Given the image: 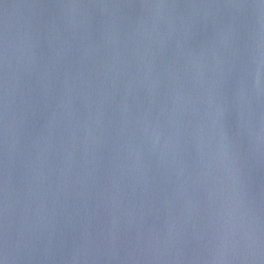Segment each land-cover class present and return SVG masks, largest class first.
<instances>
[{
    "label": "water",
    "instance_id": "obj_1",
    "mask_svg": "<svg viewBox=\"0 0 264 264\" xmlns=\"http://www.w3.org/2000/svg\"><path fill=\"white\" fill-rule=\"evenodd\" d=\"M0 264H264V0H0Z\"/></svg>",
    "mask_w": 264,
    "mask_h": 264
}]
</instances>
